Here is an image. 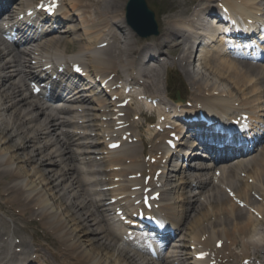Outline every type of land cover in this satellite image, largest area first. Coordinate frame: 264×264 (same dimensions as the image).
Instances as JSON below:
<instances>
[{"label":"bare ground","instance_id":"bare-ground-1","mask_svg":"<svg viewBox=\"0 0 264 264\" xmlns=\"http://www.w3.org/2000/svg\"><path fill=\"white\" fill-rule=\"evenodd\" d=\"M60 1L64 9L65 5L68 6V10L64 11L59 20H55V30L62 21L64 24L71 20L74 24L69 21L64 25L66 29L62 27V34H52L54 30L49 31L31 44L27 49L30 57L28 62L37 63L38 68L43 67L45 60L53 64L55 59L68 61L80 58L87 64V72L92 71L94 76L107 75L115 70L131 76L130 70L137 60L136 56L147 50L146 55L150 57V61H156V66L142 67L143 76L139 80H145L142 86L146 98L155 99L159 104L164 103L162 93L159 92V72L169 73L179 65L190 87L210 94V97L198 95L205 102L201 105L209 114L232 118L237 115L236 112L246 111L250 118H264V66L258 63L255 66L243 64L234 59L233 53H222L221 45H215L205 50L198 64L200 71L190 69L192 51L183 47L189 36L182 33V28L188 22L191 25H202L201 18L213 12V7L218 2L240 12L243 17H249L250 14L257 15L264 10V0H261L263 3L258 0H172L163 14L162 30L152 38L151 43L136 41L133 32L126 25L123 10L127 0ZM18 4L21 10L23 7L35 6L37 2L20 0ZM13 9L16 7H6V13ZM19 13L20 11L17 14ZM101 24L105 29L100 27ZM112 25L122 30L123 36L111 31ZM39 36L40 33H36L31 38ZM75 40L82 41L79 49L76 53L65 56L60 48L65 49L68 42ZM105 41L107 46L98 48L97 45ZM226 42L238 46L243 41L224 37V45ZM178 51L180 55L176 60H169V55ZM165 54L167 61L159 62V56ZM22 64L21 57L17 53L12 55L4 47L0 37V264H14L10 262L12 260H17L16 264H31V259L20 258L39 246L61 255L62 264H152L142 256L141 250L134 247L122 248L119 245L121 237L111 233L106 225L107 220L103 223V212L94 204V201L99 204L110 200L106 197L108 195L115 199L114 206L123 210L131 205L135 196L138 198L140 187L143 188L142 192L146 187H150L151 192L159 190L161 208L157 212L161 209L159 214L176 224V227L178 225L180 232L190 230L189 242L194 246L192 256L194 254L195 258L187 264H209L211 259L218 258L221 264H230L227 262L231 257L235 259L239 256L240 260L256 261L264 253V239L254 236L259 233L256 227L264 230V144L257 145L259 151L251 158H237L231 166L221 165L217 169L219 174L215 175L214 167L209 169L197 161L193 162L192 168L181 170L184 165L174 163L175 155L157 154L162 151V140L167 138L166 135L158 137L150 129H146L145 133L144 130H139L138 133L133 132L132 137L140 142V148L135 143L122 146L113 159L109 157L111 152L107 153L106 159L97 160L95 154L78 157L83 163L80 167L82 175L78 176L74 171L75 166L71 164L72 161H78L70 152L72 146L82 147L83 149H77L80 153L106 150L105 146L100 148L99 144H103L104 138L114 133L112 128L120 118L113 120L114 113L111 115L110 111L100 109L103 107L102 103H106L104 99H93L91 94L84 95L81 90L65 95L61 100L65 103L62 109L53 104H41L38 101L39 95L27 91ZM214 92L219 94L214 95ZM148 104L150 105H143L142 101L137 100L129 110L138 116L135 119L141 118L144 110H153L152 113L156 112L158 116L166 114L158 104V110L151 103ZM58 113L66 118L61 120ZM64 125L72 128L60 129ZM162 125L165 126V122ZM132 126L142 127L138 121H133ZM126 130L131 131V128ZM152 132V145L147 154L154 158V163H147L139 159L146 145L141 135L151 137ZM175 132L180 131L178 129ZM92 134L97 135L99 140L78 141L91 139ZM30 148L33 149L29 150ZM185 148L183 146L180 149L184 154ZM187 149L192 152L190 147ZM94 165L102 167L94 169ZM114 165L119 167L118 171L112 170ZM147 168L149 170L146 173ZM159 169L161 173L157 175ZM204 170L207 173L211 170L210 175L204 173ZM102 171L113 173L108 177ZM138 172L142 175L139 179H128L129 175ZM147 174L150 175L149 180L142 185L143 177ZM103 176L108 179L103 181ZM222 180L224 185H229L226 187L230 191H224L229 197L216 190V194L210 195L215 183H221ZM87 184L93 186L91 193L83 188ZM103 184L113 188L103 191ZM191 185L197 187L198 193L206 195L204 207L198 204L199 198L195 199V195L191 194ZM133 186L136 188L132 189ZM93 191L95 195L92 198L90 194ZM256 194L261 197L257 205ZM239 202L243 203V208ZM104 206L106 217V213L113 209L109 208L111 204ZM164 211L168 216L163 214ZM253 212L262 217H255L251 214ZM6 215L10 216L8 222L3 219ZM169 216L174 218V222ZM36 222L42 226L44 238L50 234L52 241L41 244L36 240L38 231L35 230L34 234L30 231L32 244L26 242V236L21 235L20 244L13 245L16 235L21 233L19 223L25 224L29 229ZM178 230L177 227L174 231ZM218 241L223 242L219 250L214 247ZM51 244L56 247L55 251ZM236 245L239 246L240 253L233 251L232 246ZM19 246L23 247V252L15 254L13 248ZM180 252L168 250L165 258L169 261L166 264L185 262ZM198 254H203V258H196ZM44 256L43 253L40 255L41 258ZM260 263L264 264V260H260ZM231 264L241 263L233 261Z\"/></svg>","mask_w":264,"mask_h":264},{"label":"rangeland","instance_id":"rangeland-1","mask_svg":"<svg viewBox=\"0 0 264 264\" xmlns=\"http://www.w3.org/2000/svg\"><path fill=\"white\" fill-rule=\"evenodd\" d=\"M167 0H146L147 2V5L149 7H151L154 11H155V14H156V19L160 21V17L162 16V12L163 9L166 7V3L168 4L169 2H166ZM170 1V0H169ZM161 9V11H160ZM161 12V14H160ZM145 41V40H143ZM150 41V40H148ZM77 45L75 43H71L70 45V48L71 49H76ZM177 54V53H176ZM164 58L166 59L165 56H162L161 59ZM173 75H175L174 77V83L172 85V88H171V92H172V95H175L177 90H181L183 96L185 97H190V93H191V88H187V80L184 76V74L181 73V70L177 69V72H172ZM150 144L148 145V148H149ZM198 198H200L198 196ZM203 198V197H201ZM200 198V201H202V199ZM204 199V198H203ZM257 231H259L258 235H254L255 237H261V238H264V234H262V231L259 229V226L255 228ZM32 229L29 228V231H31ZM185 234L182 233V237H184V239H188V236L190 234V230H184ZM29 235L27 234L26 235V238H28Z\"/></svg>","mask_w":264,"mask_h":264},{"label":"water","instance_id":"water-1","mask_svg":"<svg viewBox=\"0 0 264 264\" xmlns=\"http://www.w3.org/2000/svg\"><path fill=\"white\" fill-rule=\"evenodd\" d=\"M142 5H144L143 2L133 0L129 2L128 11L135 12V16L140 20L139 23L135 19L130 20V22L141 35L156 33L152 15L145 11Z\"/></svg>","mask_w":264,"mask_h":264}]
</instances>
